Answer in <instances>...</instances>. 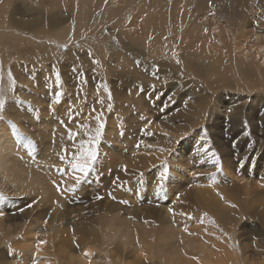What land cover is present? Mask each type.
I'll list each match as a JSON object with an SVG mask.
<instances>
[{"label":"bare ground","instance_id":"obj_1","mask_svg":"<svg viewBox=\"0 0 264 264\" xmlns=\"http://www.w3.org/2000/svg\"><path fill=\"white\" fill-rule=\"evenodd\" d=\"M138 1L0 0V71L3 78L0 81V98L6 102L3 119H0V193L6 197L0 200V211L4 213L0 216V264H236V253L229 238L231 229L238 224L234 221L235 213L249 212L246 206L250 201L255 205L264 202V174L260 173L256 179L253 174L247 177L238 170L239 162L229 160H225L226 165L218 163L217 168H210L208 164L214 162L210 153L214 150L205 138L206 121L213 113H221L232 122L240 117L235 126L241 127V116L250 118L249 109L255 103L262 104L258 98L264 93V0H143L138 11L127 12L129 19L122 28L111 31L109 35L115 39L108 40L109 36L104 35L106 18L117 17L124 12L123 5ZM33 22L40 29L31 30L29 24ZM113 22H117V18ZM87 23L103 41L96 50L93 47L90 48L93 51L84 49L86 46L83 44L77 52L96 53L98 58L112 59L114 64L122 62L129 77L133 69L141 67L144 73L141 79L135 80L132 76L127 79L133 84L129 91L137 103L146 94L141 88L137 92L136 87H141L137 84L140 80L143 84L147 79L155 84L159 82L160 86H168V93L173 92L172 96L176 98L181 91L177 81L188 85V78L193 76L201 79L211 77L214 86L210 89L214 92L209 93L201 87L200 91H205L215 103L208 105L202 102L203 115L196 121L193 135L179 143L176 138L187 133L177 126L183 123H176L170 117H162L166 120L162 122L161 116H155L152 110L144 107L139 114L126 119L127 125L138 123L136 127L151 133L142 137V147L135 150L131 145L127 146V136L121 134L115 125L121 119L111 114L104 134L107 144L100 143L101 148L99 145L97 178L90 175L87 183L76 193L85 192V197L74 200L70 198L72 194L61 195L57 191L53 181L60 183L63 179L66 182L64 186L73 181L68 176L62 178L56 172L60 167L55 163L57 159L52 164L50 159L62 149L70 152L69 158L73 151V155L76 153V148L62 143L60 137L63 132L54 130L58 116L60 120L69 119V109L65 104L70 100L65 98L57 108L56 116L52 114L56 112L55 108H51L50 101L46 102L40 95L42 86L53 83L52 78L44 79L47 69L33 72L34 62L29 60L31 56L27 47L17 51L16 56L11 52L21 44L20 41L34 40V35L38 40L52 37L59 41L67 40L70 35L84 36ZM119 38H125V43L118 41ZM165 39L171 47H177L172 53L173 60L181 62L167 61ZM40 46L50 58L54 55L56 63L74 55L73 50L62 55L50 50L46 43ZM133 46L140 47L142 52L134 53L138 48ZM154 67H158L159 72L153 80L148 74ZM7 70L16 76L18 83L14 86L8 80ZM236 71L250 82L238 87L233 80ZM28 74L35 76L38 88L31 80H28L29 84L25 82L28 89L21 83L20 77L24 79ZM109 74L105 73V76ZM101 81L112 83L108 79ZM120 82H124L123 77ZM231 82L232 87H229ZM56 83L53 90L57 89ZM10 86L12 92H9ZM63 86L67 92L69 84L64 83ZM230 88L231 92H243L245 104L242 107L246 111L223 109L222 94L226 95ZM20 97L25 101H19ZM97 97L95 105L99 106L104 98ZM188 103L192 104L191 101ZM71 124L74 127L92 126L89 114L84 111L75 115ZM72 131L78 133L77 142L86 138L80 130L72 128ZM39 138L42 142H38ZM162 140L166 141L160 147ZM145 141L148 146L144 145ZM161 149L165 151L160 152ZM164 154L168 158H164ZM157 159L166 160L171 170L163 192L159 193L156 191L159 180H155L159 170L151 168ZM61 163L70 171L69 161ZM146 164L148 167L151 165L149 171L146 170L148 176L140 180L138 175L140 172L143 174ZM122 166H126L127 171L117 175L116 169ZM110 168L115 169L114 173L110 176L106 173L102 177L100 173ZM110 177L119 178L126 187H118ZM209 179L214 188L207 190L201 187L206 186ZM93 185L97 188L86 193ZM107 185L111 188H105ZM109 193H112L111 197ZM97 195L103 199H96ZM137 198L141 200L139 203ZM182 199L200 203L202 207L184 210V215L175 218L174 212H178ZM18 203L31 206L17 218L19 214L15 216L12 212L16 211ZM85 204L93 206L92 213L84 214L79 210L70 216L68 209L76 205L83 209ZM160 208H165L166 222L155 217ZM249 208L251 210V205ZM198 212L206 216L186 219ZM250 213L260 222L261 237L255 241L240 237V254L243 264H264V216L257 207ZM245 216L249 218L250 215L247 213ZM17 219L22 220L17 223ZM18 225H21L22 234ZM17 235L20 238L15 240V244L5 247ZM104 246L105 253L102 250ZM106 253L111 255L110 259H106Z\"/></svg>","mask_w":264,"mask_h":264},{"label":"rangeland","instance_id":"obj_2","mask_svg":"<svg viewBox=\"0 0 264 264\" xmlns=\"http://www.w3.org/2000/svg\"><path fill=\"white\" fill-rule=\"evenodd\" d=\"M142 2H143V0H139L136 4H128L126 6L123 5L124 12L118 14L117 17H107L106 18L104 35L107 36V38L109 36L108 40H111V39L114 40L115 39V37H113V35H109L111 33V31L113 29L122 28L124 23L127 22V20L129 19L127 12L131 11V10H133L134 12L138 11L139 6ZM123 13H124V16H122ZM116 18H117V22H113L114 19H116ZM30 21H32V20L29 17V23H31ZM29 27H32L31 30L34 29V31H36V29L37 30L40 29L39 26L38 25L36 26L34 22L32 24H29ZM107 32H109V33L107 34ZM33 37H35L34 40H33V38H30L29 41H27V40L20 41L21 44H19L18 47L16 49H13V52H11L12 56H16L17 51L24 50V48L27 47L26 50H28L29 57L31 56V58L29 60L30 61L33 60V62H34V64H32V67L29 66L32 68L33 72L34 71L38 72V71H41L43 69L45 71L47 69V71H45L46 74L44 75V76H46V78H44V79L47 81L48 78H52L53 83L51 85L46 83L47 85L44 87L40 83L39 86L40 87L42 86L40 89V95H41V99L45 100L46 102L50 101L49 104H50L51 108H53V107L55 108L56 112L52 113L55 116L57 113V108L60 105H62V103L65 101V98H66V100H70V103H68L69 105L65 104V107L68 108L69 111L67 109H65V111L67 110L69 113L71 112L73 114L74 118H75V115H77L81 111L82 112L84 111L87 114H89V116L91 118V123H92V126L89 125V128L91 130H94L96 127V124H97L96 120L93 117H95L96 115L102 114V121L104 123V128H103L102 136L100 139L101 145L107 144V142L104 139V134H105L106 127L110 124V115L113 113L121 119V121L118 124H116V122H115V125L117 126V129L120 130L121 134L127 136V141H128L127 146L131 145L132 147H134L133 150H135V148H138L137 145H139V148L142 147L143 142H144L142 137L145 134L143 131H141L142 129H139L138 127H136V125L138 123H135L136 125L134 123L127 125L126 119H128V117H130V116H135V115L139 114V110L140 111L143 110L144 107H146L147 110H152L154 112L155 116L156 115L161 116L160 120L162 122H166V120H164L162 117H164V118L170 117V119L176 120V123H179V124L183 123L182 126H179V125H177V126L180 129L186 130L187 133L184 135V137L182 136L181 138H179V137L176 138L178 140V142H182L183 138H187V137L189 138L193 135V132H194V129L196 126L195 123L197 120H200L202 115H203V111H202L203 104H202V102H207L208 105L215 103V101L213 99H210L209 95L205 92V91H208L209 93L214 92V90L210 89V86H214L213 84H211L212 80H211L210 76L206 79H201L199 76L198 77L193 76L192 78H188L190 81V84H188V85H186L182 81L178 80L177 82L179 83V85H177V86H179L181 91H179V93H178L179 95L176 98H174L172 96L173 92L168 93V91H169L168 86H166L167 87L166 88L165 86H160L159 82H156V84H155V83H153L154 81L149 82V80H147V79L145 80L147 84L146 83L143 84V82H141V80H140L137 82V84H139L138 86H141V87H136V89L138 88L137 92L141 91V90H139L141 88V89H143V91L146 92V94L144 95V97L142 96V100L140 101V103H137L136 99H134L132 96V94H133L132 91L131 92L129 91V89L131 90V87L133 86V84H132V82L128 83L127 79L130 78L131 76H132L131 78H133L135 80H137V79L139 80V78L141 79L144 76V73L142 72L143 69L141 67H137V68L135 67L136 69H133L132 74L129 77L125 71V68H124L125 66H124V64H122V62L119 64L118 63L114 64L112 59H105V60L100 59L97 57L96 53L95 54L92 53L91 55H89L88 51L85 52L84 54H83L84 51L83 52H80V51L77 52L78 49L82 48L81 46L83 44H84V46H86L84 49H87L90 51H93V49H90L92 47L94 48V50H96V48H99L101 46L100 44L103 41V39L95 31L91 30L89 23H87L85 26L84 36H74L73 37L70 35L67 40H63V41L56 40L55 38H52V37H49V39L47 37L46 38L43 37V38H39V40L36 39V37H37L36 35H34ZM119 40L122 42V44L125 43L124 41H126L125 38H119L118 41ZM45 43H46V45H50L49 46L50 50L53 49L56 53H61L62 55H64V53H66L67 51L69 52L70 50H73L71 52H73L74 55H72L71 57L66 56L63 58V61H59L58 63H56L55 60H53L54 55H52V57L50 58V56H48V54L41 48L40 45H44ZM164 44H166V52L165 53H167V55L169 56L167 61H169L170 63L177 62V61L173 60V55H172L174 49L177 47H175V46L171 47V44L168 43L167 39H165ZM7 47H13V46L8 45ZM133 47L138 48V49H134V53L142 52L140 47H138V46H133ZM112 48H113V45H112ZM74 49H76V50L74 51ZM137 51H139V52H137ZM78 53H80V54L78 55ZM36 54L37 55L39 54L37 58L35 57V56H37ZM42 54H43V56H42ZM44 56H45V58H44ZM40 57H41V59H40ZM66 59L68 61H65ZM73 59H76V60H73ZM144 60L146 61V59H144ZM93 61H97L98 63H93ZM105 73H110V74L108 76H105ZM6 74L8 76V74H9L8 70H7ZM53 74L55 75L56 78H57V75L60 77V83L59 84L56 83L57 79L55 77H52ZM235 75L236 76H233V80H235V83H237L238 87H241V86L248 84L250 82L247 78L243 77L239 73V71H236ZM255 75H257V73H255ZM12 76L15 80V84H17L18 82L16 81L15 74H12ZM262 76H263V74H262ZM1 77H2V74L0 71V78ZM34 77L35 76L34 75L32 76V74H28V75L24 76V79H23V76H21L20 81L22 84H25V82L29 84V81L31 80L33 83H36L34 86L37 87V82L34 80ZM121 77H123L125 83L120 82ZM148 77L150 79H153L154 77L157 78V75L154 76L153 71H152V72H150V74H148ZM106 78L108 79L109 82H112L114 84L115 88H114V86H111V85H113L112 83L104 84L101 81V80H107ZM2 79L3 78H1L0 81ZM117 80H119V82L121 84ZM55 83L58 86H57L56 90H53L52 88H53ZM64 83L67 86L69 84L70 88L69 87L67 88L68 89L67 92L64 90V86H63ZM232 83L233 82H231L229 84V87H232ZM10 84L12 86L15 85V84L13 85L11 82H10ZM146 85H150L151 87L150 86L146 87ZM24 87L26 89H28V86H26V84L24 85ZM200 87H201V89L205 90V91H203V93H202V91H200ZM105 88L108 91H105ZM44 89H45V91H44ZM115 89H116V91H115ZM159 89H160V92H159ZM9 90H10L9 92L13 91L11 89V86H10ZM57 92L63 93V95L61 97L62 102L58 103V104L51 103L52 101L55 100V95ZM109 92L111 94V100L110 101L108 99ZM231 93L237 94V96H232ZM16 94H18V96H19V93H16ZM128 94H130L131 96ZM97 95H100L104 98V101L102 100L103 101L102 105H99V106L95 105L96 100L98 99ZM222 95H223V97H222L221 101L225 102V106H223L224 110L233 111L232 109L236 108L235 110H238V111H241V110L246 111L244 109V107H242V105H244L245 103H243L244 102V99L242 96L243 92L241 90L239 92H231V88H230V92L228 91V92H226V95L225 94H222ZM194 96H196V97H194ZM102 97H101V99H102ZM124 97H125V99H121ZM116 98H120V100L118 101ZM140 98H137V100ZM194 98H196V100H194ZM258 100H260L262 102V104L259 105V102L255 103V105L249 109L250 118L246 117L245 114H244L245 117L241 116V125H242L241 127L235 126V122L238 121L240 117H238L235 121L232 122L230 119H228L227 116H225V114H221V113H213L212 116L210 117V119L206 121L208 128H207L206 133H205V138H206L207 144H210V147L212 148V150H214L213 152L211 151L210 156H212L211 160H213L215 162V164H214V162L209 163L208 165L210 168H217L218 163H220L221 165L222 164L224 165L225 160H229L230 162L233 161L232 163L239 162L240 165L237 167H239L240 169H238V170H240V172L244 173L245 175L247 174L246 175L247 177H249L248 176L249 174H253V175H255L254 178L256 179V178L261 176L262 172L264 174V93L262 94V96L260 98H258ZM19 101L24 102L25 98L20 97ZM190 101L192 102V104L188 103ZM198 103L200 105H198ZM109 104H111L110 108H109ZM66 105H68V106H66ZM165 105H167V107H164ZM70 106H71V108H70ZM118 106H119L120 110L117 108ZM162 108H163V110H161ZM93 110H95V111H93ZM59 111H60V108H59ZM60 112H62V111H60ZM147 112H149V111H147ZM22 115L25 116V113H23ZM37 117H38V114H36L35 118H37ZM77 117L81 118L80 116H77ZM57 121H58V123L55 124L56 127L54 126L55 127L54 130L58 131V132H60V131L63 132L62 136L61 137L59 136L62 143L65 142V144L67 143L70 148L72 146V147L77 149V146H79L80 142L79 141L77 142L76 139L74 141L69 140L68 134H67L68 130L69 129L72 130V128L75 130H80L81 131L80 133H83L85 135V129L77 128L76 126L74 127V125L71 124L70 118L67 119L66 121H68V122H66L64 120H60V118L58 116ZM154 121L159 122L158 119L157 120L154 119ZM71 125H73V126H71ZM134 128L136 131L134 130ZM135 138H137V139H135ZM86 139H87V136L83 141H86ZM164 141H166V140H162L160 142V147H162L164 145ZM38 142H42V140L39 138ZM100 143H99V145H100ZM65 144H63V146L66 148ZM146 144L147 143L145 141L144 145H146ZM101 145H100V148H101ZM146 146H148V145H146ZM160 152H162V151H160ZM69 154H70V152H67L66 149H64V150L62 149V150H60V152H57V153L55 152V154L52 155L50 158L51 164L53 163L54 159H57V161L56 160H54V161H56L55 163H57V165H60V167H58V168L65 169L64 165H62V163H61L62 161H61L60 157L62 155H66L68 157V159H66L64 161H69V159H70ZM73 154H74V151L72 152V156H73ZM213 154H215V155H213ZM167 156L168 155L164 154V158L165 157L168 158ZM163 159H157V163L151 167L153 169V171L159 170V172L156 173V175H155V180H157V181L159 180V176H160V173L162 171L161 166L163 164L167 163L166 160H163ZM167 166H168L169 172H170L171 171L170 165L167 164ZM234 166H236V164H234ZM149 167L146 164V166H144L145 170L143 171V174L141 172L139 173L138 178L140 180L147 178V176H148L147 174L149 173L147 171H149L148 170ZM124 168H125V166H122L121 169L117 168L116 169L117 175H119L120 173H125ZM96 171H94L91 175L92 176L94 175L97 178L98 171H97V173H96ZM114 171H115L114 168L113 169L110 168L107 171H105L104 173L102 172L100 174L102 175V177H104L105 176L104 174H106V173H108L110 176L111 173L112 174L114 173ZM140 174H142V177ZM110 178H112V180H114L117 183V178L116 179L113 177H110ZM134 180H135V177H134ZM119 182H121L120 179H119ZM129 184H131V183H129ZM199 186H201V185H199ZM108 187L111 188V185L105 186V188H108ZM122 187H126V186L123 184ZM201 187H203L204 189L210 190V188H214V185L212 184L211 179H209L206 182V186H201ZM95 188H97V187H95L93 185L92 187H90L88 189V191L86 193L93 191ZM81 196L85 197V192L72 195V196H70V198L76 200L75 198H77V197L82 198ZM18 201H20V200H18ZM137 201H138L137 203H139L141 201L140 198H137ZM127 203L130 205V202H127ZM250 205H251V210H250V208L248 209V206H250ZM200 207H202V205L200 203H194L192 201H185L182 199L180 202V208L178 209V212L177 213L174 212L175 213L174 217L180 218L182 215H184V210L192 211V210L198 209ZM255 207H257V211L260 209L262 212L261 213L262 216H264V202H261V203H258L257 205H255V203H252V201H250L249 205L246 206L247 211H249V212H245V211H244V213L243 212H240V213L234 212L235 213L234 221H238V224H237L238 226L234 225V227L231 229L232 231H231L229 238H230L231 247L233 248V250H235V253H236L235 258H234L236 264H243V260H242L241 254H240V249H241L240 242L242 240V238H240V237L243 236V239L248 238V239H252L254 241L258 240L261 237L260 233H259V232H261L260 231V222L257 218H255L253 213H250V211L254 210ZM15 208H16L15 209L16 211H13L12 213L15 216L17 214H19L17 216V218H18L20 215H22L25 212V210L29 209V204L18 203V205H16ZM92 208H93V206L91 204H85L83 209L81 206L76 205V206H74L68 210H69L70 216L72 217L73 216L72 212L74 213V212L80 210L84 214H86V213L88 214L89 212L92 213V211H93ZM224 208H226V210H227L226 204H225ZM76 213H78V212H76ZM247 213L250 215L249 218H247L245 216V214H247ZM195 214L196 213H193V215L189 216V217H191V219L194 220V219L204 218L206 216L202 212H198L196 214V216L194 217ZM164 216H165V208H160V210H158V212L155 215V217L157 219L162 218L163 221L166 222V220H164ZM189 217H187L186 219H188ZM251 217H253V218H251ZM21 220L22 219H19V220L17 219L16 222L20 223ZM20 227H21V225H18L17 228H18V231L20 232V234H22L23 231H21ZM18 238H20L19 235H17L14 240L8 241L7 242L8 244L5 247L10 248L11 246H13L15 244V240ZM102 250L104 251L103 253H105L106 252V246H104L102 248ZM104 256L106 257V259H110L111 255L109 253H106ZM197 264H201V262H199Z\"/></svg>","mask_w":264,"mask_h":264},{"label":"snow or ice","instance_id":"obj_3","mask_svg":"<svg viewBox=\"0 0 264 264\" xmlns=\"http://www.w3.org/2000/svg\"><path fill=\"white\" fill-rule=\"evenodd\" d=\"M264 51V50H262ZM89 55H91V53H89ZM180 61L177 60V63H179ZM93 63H98L97 61H93ZM159 72V68L158 67H154L153 70V75L156 76ZM8 79L9 81L14 85L15 84V80L12 76V73L9 72L8 74ZM57 83H60V77L57 75ZM142 90V89H141ZM105 91H108L105 88ZM63 93L62 92H57L55 95V100L52 101L51 103H61V97H62ZM108 99L109 101L111 100V94L109 92L108 94ZM171 99V98H170ZM5 100L3 98H0V119H3V113L5 110ZM101 105L103 104V101H100ZM111 107V104H109V108ZM164 107H167V105H165ZM71 108V106H70ZM163 110V108L161 109ZM95 111V110H93ZM69 118L72 119L73 118V114L70 112L69 113ZM97 124L94 130H91L89 128L88 125H77L78 128H83L85 129V136H87V140L86 141H81L79 146L76 149V153L75 155H73L70 159H69V165H70V171L63 169V168H57L56 172L63 178L65 176H68L73 182L71 184H67V186L65 185V181L62 179V181L60 183H57L56 181H53V184L55 185L56 189L58 192L61 193V195H67V194H72L75 195L80 188L87 183L89 176L96 171V165H97V161L99 159V143H100V139L102 136V131L104 128V123L102 121V114L100 115H96L95 117H93ZM14 127V125H12ZM142 131H144L145 135H151V133H148L146 129H143ZM78 133L77 132H73L71 129L68 130V138L69 140L74 141L77 137ZM167 135V134H165ZM179 143V142H177ZM137 147H139V145H137ZM160 151H165V149H161ZM215 155V154H213ZM61 161L63 162L64 160L68 159V157L66 155H62L60 157ZM162 171L160 173L159 176V183L157 185L156 191L159 192H163L164 189V184L168 179L169 176V168L167 166V163L163 164L161 166ZM124 171H127V168L125 166ZM142 177V174H140ZM117 186L122 188V184L119 182V178H117ZM110 197L112 196V193L108 194ZM6 199V197L0 193V200H4ZM96 199H103L102 196L97 195ZM31 206V205H29ZM233 207H235V205H233ZM169 211H172V209H169ZM4 213L2 211H0V216H2ZM189 219H191V217H189ZM202 222V221H201ZM185 231H187V228L184 229ZM87 255V254H86Z\"/></svg>","mask_w":264,"mask_h":264}]
</instances>
